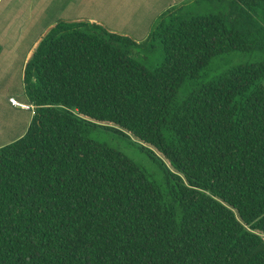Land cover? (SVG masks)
Returning a JSON list of instances; mask_svg holds the SVG:
<instances>
[{
    "label": "trees",
    "instance_id": "trees-1",
    "mask_svg": "<svg viewBox=\"0 0 264 264\" xmlns=\"http://www.w3.org/2000/svg\"><path fill=\"white\" fill-rule=\"evenodd\" d=\"M233 52L256 61L201 82ZM24 83L32 122L0 147V264H264V0L173 7L142 42L58 22Z\"/></svg>",
    "mask_w": 264,
    "mask_h": 264
},
{
    "label": "rangeland",
    "instance_id": "rangeland-1",
    "mask_svg": "<svg viewBox=\"0 0 264 264\" xmlns=\"http://www.w3.org/2000/svg\"><path fill=\"white\" fill-rule=\"evenodd\" d=\"M162 6L180 7L194 0H159ZM182 1V2H181ZM171 8V7H170ZM95 8L85 6V15L92 14ZM74 12L64 8V0H1L0 2V41L3 47L13 48L16 45L19 54H26L32 45L46 35L55 24L61 21H73ZM162 16V15H161ZM149 17V16H147ZM151 18V17H150ZM160 17L153 23L157 25ZM88 21L89 20H85ZM152 27V28H153ZM113 29V28H112ZM117 32L127 33L129 29H113ZM45 34V35H44ZM44 35V36H43ZM43 36V37H42ZM42 37V38H41ZM146 39V38H145ZM140 40V42L144 41ZM12 45H10V44ZM157 50L156 52H158ZM160 52L150 58V65L157 66L162 61ZM256 61V55H247L233 52L224 57L216 59L208 68L201 79L205 82L212 79L215 74L226 71L232 67ZM17 71V70H16ZM25 72V71H24ZM0 75V147L11 144L26 135L34 116V109L13 107L10 99L28 105L23 78L19 72L4 71ZM185 88L181 93L183 97ZM103 138L113 147L120 150L137 163L152 172L158 171L157 164L142 151L135 139L130 140L126 136L115 131L102 132ZM133 141V142H132Z\"/></svg>",
    "mask_w": 264,
    "mask_h": 264
},
{
    "label": "crops",
    "instance_id": "crops-1",
    "mask_svg": "<svg viewBox=\"0 0 264 264\" xmlns=\"http://www.w3.org/2000/svg\"><path fill=\"white\" fill-rule=\"evenodd\" d=\"M85 6L94 7V12L85 15ZM170 7L176 6L174 4L168 6V3L162 6L159 0H64V8L74 12L73 19L99 22L110 29H129L127 34L132 35L138 41L149 36L153 29V23L170 10ZM48 32L49 30L45 34ZM40 41L41 39L37 40L26 54H19L16 45L10 43L13 48L3 47L0 41L2 48L0 54V75L4 71L9 73L13 71V74L19 72V76L22 79L33 51ZM12 106L15 107L13 104Z\"/></svg>",
    "mask_w": 264,
    "mask_h": 264
},
{
    "label": "built area",
    "instance_id": "built-area-1",
    "mask_svg": "<svg viewBox=\"0 0 264 264\" xmlns=\"http://www.w3.org/2000/svg\"><path fill=\"white\" fill-rule=\"evenodd\" d=\"M10 102H11L13 105L18 106V107H23V108H27V109H29V108L31 107V109H34V107L29 106V105H23V104L17 102L15 99H10Z\"/></svg>",
    "mask_w": 264,
    "mask_h": 264
},
{
    "label": "water",
    "instance_id": "water-1",
    "mask_svg": "<svg viewBox=\"0 0 264 264\" xmlns=\"http://www.w3.org/2000/svg\"><path fill=\"white\" fill-rule=\"evenodd\" d=\"M264 237V236H263Z\"/></svg>",
    "mask_w": 264,
    "mask_h": 264
}]
</instances>
